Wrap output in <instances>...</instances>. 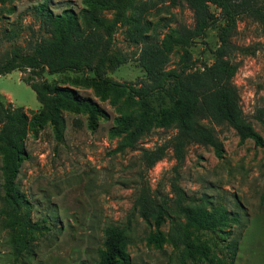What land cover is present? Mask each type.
I'll use <instances>...</instances> for the list:
<instances>
[{"label": "trees", "instance_id": "16d2710c", "mask_svg": "<svg viewBox=\"0 0 264 264\" xmlns=\"http://www.w3.org/2000/svg\"><path fill=\"white\" fill-rule=\"evenodd\" d=\"M12 1L0 0V5ZM170 1L81 0L78 11L66 6L57 13L48 0L38 1L31 9L43 34L33 41L30 51L16 44V29H0V38L9 43L0 53V75L19 70L40 102L38 111L29 117L22 107L0 100V219L9 230L10 264H29L36 256L38 240L50 230L46 219H33L34 205L18 179L23 162L30 157L25 139L49 126L61 141L66 128L64 112L85 116L87 128L94 131L101 119L109 118L99 101H108L117 111L109 134L119 138L117 149L121 151L135 149L154 128L174 129L168 144L141 150L146 168L162 160L169 146L177 165L193 143L213 145L220 156L214 124H226L240 139L263 145V137L245 118L232 83L239 65L231 57L236 49L231 37L243 16L255 20L264 35V0H182L192 11L193 25L170 29L161 38L159 22L154 23L151 16ZM210 28L216 29L218 37L212 61L193 59L190 46L197 38L204 39ZM119 29L137 46L134 58L146 81L120 82L108 76L130 58L115 47ZM174 48L182 53L177 67L170 68L169 54ZM66 72L75 75L60 82L43 78L45 73ZM76 87L90 88L99 101L81 96ZM259 120L263 122L261 116ZM171 191L172 196L159 197L147 183L137 188L130 216L137 215L149 227L146 244L158 249L170 244V255H177L179 264H233L241 236L230 238L224 246L226 255L220 256L215 235H228L234 226L242 230L246 222L239 213L206 195H188L177 182L171 183ZM131 217L125 224L109 223L103 228L96 264H133L128 251ZM166 222L169 228L164 231L161 227Z\"/></svg>", "mask_w": 264, "mask_h": 264}, {"label": "rangeland", "instance_id": "374dc122", "mask_svg": "<svg viewBox=\"0 0 264 264\" xmlns=\"http://www.w3.org/2000/svg\"><path fill=\"white\" fill-rule=\"evenodd\" d=\"M38 1L41 0H14L0 5V29H16V44L24 51H30L33 41L43 34L31 9ZM48 2L55 13L66 6L76 11L81 7V0ZM10 7L14 10L8 12ZM210 8L219 13L214 6ZM151 19L159 22L161 38L170 29L193 25L192 11L182 0L162 5ZM122 31L115 34V47L130 58L107 74L120 82L146 81L145 72L134 58L137 46L127 41ZM231 41L236 47L231 57L239 65L232 83L240 95L245 118L264 141V35L255 20L243 16ZM217 44L216 29H208L204 39L197 38L190 46L192 58L210 63ZM8 47L9 43L0 38V53ZM181 53L180 48L170 52L168 67H177ZM21 75L19 70L0 75V100L5 105L22 107L30 117L38 111L40 102ZM74 75L45 73L43 78L60 82ZM76 89L81 96L99 101L90 88ZM99 103L109 118L101 119L94 131L87 128L85 116L64 112L66 128L61 141L56 140L49 126L36 134L29 133L25 139L30 157L23 162L18 179L34 205L33 219L44 218L50 226L49 232L38 240L36 256L29 264H96L103 228L109 223L122 225L128 221L138 186L147 183L159 197L172 196V182H177L188 195H206L215 202H223L246 222L242 230L234 226L228 235H215L217 244L223 245L215 249L218 255L225 256V244L240 235L233 264H264V142L257 146L250 138L240 139L228 125L214 124V140L222 150L220 156L213 145L193 143L177 165L169 146L162 160L146 168L141 150L168 144L175 130L154 128L138 141L135 149L118 150L119 138L109 134L117 111L108 101ZM75 117H80V122H75ZM130 227L128 251L133 264H179L177 255H170V244L163 249L146 244L144 238L150 229L140 217L132 216ZM168 228V222L161 227L164 231ZM9 237V230L2 227L0 219V264L11 263ZM209 244L212 250L215 245L212 241Z\"/></svg>", "mask_w": 264, "mask_h": 264}]
</instances>
